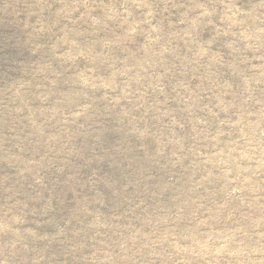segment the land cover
<instances>
[{"label":"rangeland","instance_id":"374dc122","mask_svg":"<svg viewBox=\"0 0 264 264\" xmlns=\"http://www.w3.org/2000/svg\"><path fill=\"white\" fill-rule=\"evenodd\" d=\"M0 264H264V0H0Z\"/></svg>","mask_w":264,"mask_h":264}]
</instances>
